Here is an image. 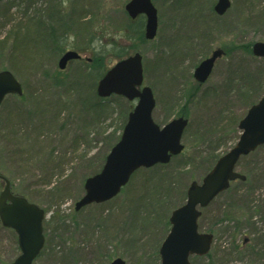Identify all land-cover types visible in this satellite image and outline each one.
Listing matches in <instances>:
<instances>
[{
  "label": "rangeland",
  "instance_id": "374dc122",
  "mask_svg": "<svg viewBox=\"0 0 264 264\" xmlns=\"http://www.w3.org/2000/svg\"><path fill=\"white\" fill-rule=\"evenodd\" d=\"M217 1L153 0L159 17L153 40L130 30L146 18L129 17V0L0 1V71H11L23 87L21 96L10 94L0 105V174L16 193L46 210V245L33 264H109L116 257L126 264L161 263L171 213L185 203L192 182L207 174L209 157L235 144L241 130L234 122L264 93V87L249 83L229 92L235 72L264 73V59L243 49L264 41V0H231L223 15L214 11ZM217 48L234 51L219 59L198 87L194 70ZM67 50L82 58L60 70ZM137 52L143 56L144 85L156 100L155 122L163 125L182 115L189 120L184 151L164 166L136 171L113 199L76 210L86 179L102 169L135 105L115 94L98 97L102 72L85 76L88 64L97 55L110 68ZM238 171L248 176L247 183H232L203 211L200 231L212 232L214 242L207 256H192L191 264H264V145L242 160ZM3 187L0 179V192ZM238 195L260 212L252 218L254 226L243 223L242 233L235 230L234 240V223L227 228L217 220L235 204L253 211ZM246 238L247 248L233 251ZM15 240L0 224V264L19 256Z\"/></svg>",
  "mask_w": 264,
  "mask_h": 264
},
{
  "label": "water",
  "instance_id": "95a60500",
  "mask_svg": "<svg viewBox=\"0 0 264 264\" xmlns=\"http://www.w3.org/2000/svg\"><path fill=\"white\" fill-rule=\"evenodd\" d=\"M3 1V0H0ZM231 7V0H218L215 11L223 15ZM125 10L132 19L146 16L145 37L153 40L158 32V9L153 0H130ZM253 54L264 57V41L253 45ZM224 50L216 49L195 68L194 78L205 83L213 73L218 58ZM73 50L59 60L65 69L70 60L80 59ZM100 97L113 94L136 101L130 112L120 140L108 154L100 172L87 178L85 193L77 202L76 209L92 203H103L116 197L140 168L168 164L173 156L184 151L182 138L189 124L185 117L172 119L164 125L155 122L153 111L156 100L152 88L144 85L143 56L137 52L114 64L97 86ZM9 94H23L20 81L9 70L0 71V105ZM241 135L235 145L221 155L202 182H192L184 205L175 209L170 217L171 230L160 247V264H191V256H206L214 241L210 232H202L199 218L203 208L236 180L245 181L246 175L237 170L239 160L264 145V94L252 105L239 123ZM0 194V220L3 226L18 234L21 254L10 264H33L45 244L43 221L45 210L30 203L25 197L11 192L10 180ZM110 264H126L118 257Z\"/></svg>",
  "mask_w": 264,
  "mask_h": 264
},
{
  "label": "trees",
  "instance_id": "16d2710c",
  "mask_svg": "<svg viewBox=\"0 0 264 264\" xmlns=\"http://www.w3.org/2000/svg\"><path fill=\"white\" fill-rule=\"evenodd\" d=\"M16 1L19 2V0H16ZM49 17H50V19L53 18L54 17V14H49ZM56 20L58 21V24L60 22L59 26L60 27H63L62 22L59 19H56ZM144 23H145L144 22V18L142 17V18L139 19V21L137 22L136 26H134L135 25L134 24L132 28L128 27L135 34V36H137V37L139 36L142 40L145 38L144 37V25H145ZM38 26L43 27L44 25H42L40 23V24H38ZM51 27H52V30H54V26H51ZM48 34H49V37H50V39H49L50 41H54V43L58 41L57 40V37L54 35V32L51 31V29H50V32ZM243 49H244V52L246 54H249L250 56H254L253 53H252V46H249L247 48L243 47ZM230 51H234V50H230ZM230 51H227L226 55H229ZM255 58H257V57H255ZM88 67H89V69L86 71L87 73L85 74V76H88V77L94 76L93 74L96 73V71L97 72L99 71V72H102L101 75H100V77H99L100 79L103 77V75L105 74V72L108 70V67L105 65V62L103 60V57L102 56H97V55L93 58V61L88 64ZM100 79H98V80H100ZM98 80L96 81V83L98 82ZM58 82H59V80H58ZM230 83L233 84L232 87H231V89L229 90L230 93H233L232 90H234L235 88H238V87L249 88V85H250L251 88L254 85H255L254 86L255 88H257V87H264V85L262 84V83H264V73L262 72L260 74L259 71H258V72H249V73L242 72L241 74H239V73L235 72V75H234V77L231 78ZM247 83H249V85H247ZM56 84H58V83L56 82ZM199 86H200V84L198 83V87ZM257 89H259V88H257ZM193 96H195V95H193ZM188 97L191 100L192 96L189 95ZM254 103L255 102H253L252 104H254ZM182 116H184V115H182ZM126 121L127 120L125 119V121L123 122L122 129L121 130H123V128H124V126L126 124ZM234 123H235V126H237L239 124V122H234ZM238 133L239 132L237 131L236 134H238ZM119 139H120V136L117 138V141ZM253 154H255V151L252 152L251 154L247 155V156L242 157V159L239 161V163L242 160L248 158L249 156H252ZM220 155L221 154H213V155H211L209 157L208 163L210 161V165L207 168V172H209L212 169V167L214 166V164L216 163V161L218 160V158L220 157ZM106 157H107V155H106ZM106 157H104L105 158L104 160H106ZM239 163H238V165H239ZM157 165L158 166H164L165 164H157ZM101 167H103V163H102V166ZM247 178H248V176H247ZM236 182H238V181H236ZM239 182H241V184H246L247 183V180L244 181V182L243 181H239ZM231 187H232V185H231ZM231 187L227 191H229L231 189ZM186 195H187V193H186ZM24 196H26V195H24ZM238 197L239 198L236 197L237 200H242L241 203H243V205L245 204L246 207H249L250 206L253 211H251L250 208H248V209H245L244 208L243 210H241V209L238 208L239 205H236L235 204L234 206L233 205L231 206V208L233 209L232 212H230V211H229V213H226L225 212L223 218H220V219L217 220L218 222L219 221H221V222L226 221L228 223L227 224V228L230 227V223H234V225H235L234 228L235 229H234V233L232 235V237H233L234 240L237 238L238 233L241 232L242 227H244L243 226V223H245V226H248L247 228H251L252 226H254V222H252V218L255 216L256 213H259L260 212V209H259L258 206H251V204H253V201H250L249 204L246 203V200L247 199L245 198V195H241V196L238 195ZM232 213H234L235 215H233ZM168 224H170L169 221H168ZM236 229H237V232L238 233L235 232ZM15 244L17 245V249H18L19 247H18L17 240H15ZM242 244H237L236 247L234 246L235 248L233 249V251H235L237 253H242V251H241L242 247L247 248L244 244L243 245ZM252 252H255V251L252 250ZM250 253L251 252H249L248 254H250ZM6 263L7 262H3V264H6Z\"/></svg>",
  "mask_w": 264,
  "mask_h": 264
},
{
  "label": "flooded vegetation",
  "instance_id": "af4514ba",
  "mask_svg": "<svg viewBox=\"0 0 264 264\" xmlns=\"http://www.w3.org/2000/svg\"><path fill=\"white\" fill-rule=\"evenodd\" d=\"M217 49H222V50H224V55H223L222 57L218 58V59H217V61H218L219 59H222V58L226 55L227 51H226L225 48H217ZM215 50H216V49H215ZM215 50H213L209 56H211ZM209 56H207V57H209ZM207 57H206V58H207ZM204 59H205V58H204ZM217 61H216V63H217ZM216 63H215V66H216ZM200 85H203V84H200ZM12 186H13V185H12ZM13 191H14V190H13V188H12V192H13ZM14 193H16V192L14 191ZM25 197H27L26 199H27L30 203H33V204H36V205L40 206L36 200H34V199H32V198H29L28 196H25ZM43 227H44V222H43ZM9 230H11L12 232H14L15 235H16V237L18 238V234L16 233L15 230H13V229H9ZM44 235H45V245H46V234H45V229H44ZM243 244H244L245 246L248 245V244H249V238H246ZM45 245H44V247H45ZM18 247H19V246H18ZM44 247H43V249H44ZM19 250H20V248H19ZM20 251H21V250H20ZM116 258H118V257H116ZM116 258H114L113 260H111V261L109 262V264H110L112 261H114Z\"/></svg>",
  "mask_w": 264,
  "mask_h": 264
}]
</instances>
